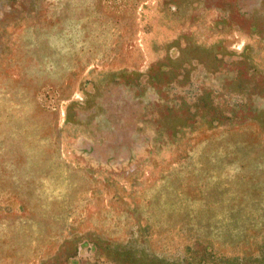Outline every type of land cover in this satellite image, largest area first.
I'll return each mask as SVG.
<instances>
[{"label":"rangeland","instance_id":"1","mask_svg":"<svg viewBox=\"0 0 264 264\" xmlns=\"http://www.w3.org/2000/svg\"><path fill=\"white\" fill-rule=\"evenodd\" d=\"M0 264H264V0H0Z\"/></svg>","mask_w":264,"mask_h":264}]
</instances>
